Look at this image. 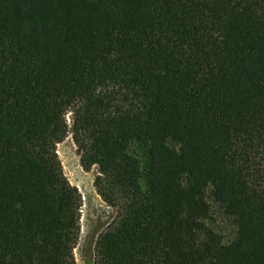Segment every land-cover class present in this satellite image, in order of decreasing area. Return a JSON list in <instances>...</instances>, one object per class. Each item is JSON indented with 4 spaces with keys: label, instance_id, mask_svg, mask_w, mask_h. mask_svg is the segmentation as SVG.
Instances as JSON below:
<instances>
[{
    "label": "trees",
    "instance_id": "trees-1",
    "mask_svg": "<svg viewBox=\"0 0 264 264\" xmlns=\"http://www.w3.org/2000/svg\"><path fill=\"white\" fill-rule=\"evenodd\" d=\"M69 133L94 264H264V0H0V264H76Z\"/></svg>",
    "mask_w": 264,
    "mask_h": 264
},
{
    "label": "rangeland",
    "instance_id": "rangeland-1",
    "mask_svg": "<svg viewBox=\"0 0 264 264\" xmlns=\"http://www.w3.org/2000/svg\"><path fill=\"white\" fill-rule=\"evenodd\" d=\"M67 122L71 127V113L67 114ZM57 154L66 178L78 188L83 199L80 240L74 250L76 264H94L97 238L113 222L116 216L115 210L97 194L94 186V180L98 175L97 168L92 167L89 171L83 169L80 155L70 133L57 145ZM208 200L212 206V216L208 220L209 227L222 236L223 243H231L237 234L234 219L227 216L210 196Z\"/></svg>",
    "mask_w": 264,
    "mask_h": 264
}]
</instances>
